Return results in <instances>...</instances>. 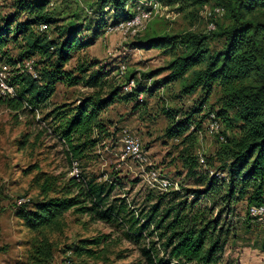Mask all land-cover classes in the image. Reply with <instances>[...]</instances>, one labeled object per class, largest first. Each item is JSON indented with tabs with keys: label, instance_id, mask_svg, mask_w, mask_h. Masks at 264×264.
Instances as JSON below:
<instances>
[{
	"label": "rangeland",
	"instance_id": "374dc122",
	"mask_svg": "<svg viewBox=\"0 0 264 264\" xmlns=\"http://www.w3.org/2000/svg\"><path fill=\"white\" fill-rule=\"evenodd\" d=\"M19 1L0 0V25L6 17L14 14H18L17 21L28 19L26 12H19ZM22 1L27 3L29 0ZM150 1L129 2L120 18L134 14L139 6L148 7ZM158 1L161 8L147 28L125 35L119 30H109V25L116 17L111 6L103 7L100 0H50L48 9L56 22L48 28V34L58 39V28L65 27L67 31V28L78 25L81 28L78 38L90 41L85 48L74 54L65 67L66 71L72 72L70 77L82 79L83 76L75 71L78 61H95L97 64L92 71H100L110 83L122 85L135 76L137 84L147 87L141 104L133 97L117 99L102 113L110 135L102 139L93 150H88V158L83 160L70 158L64 138L56 126L50 124L47 115L56 105L77 102L93 89L82 81L75 85L60 82L47 106L34 113L25 101L23 110L17 113L2 100L17 97L20 86L14 77L18 72L26 71L33 75L29 72L32 66L38 74V58L34 56L28 59L23 55L25 43L22 38L11 41L5 49V57L0 56V61L9 66L7 84L14 91V94L8 96L0 95V264H28L32 233L23 224L18 211L28 199L33 201L38 198L41 185L46 179L50 178L55 191L64 189L71 177L83 185L94 180L104 184L107 189L112 187L109 201L121 205L119 218L113 221L94 219L95 216L77 213L74 209L68 211L65 215L67 226L62 234L56 235L59 244L50 264H63L68 256L73 258L75 264H144L141 247L157 241V233L150 235L153 226L141 232L140 236L138 232L158 196L173 190L182 192L185 189L202 188L198 179L207 171L219 178L227 177L226 172L216 169L219 162H212L211 158L225 143V139L240 135V123L229 124L223 117L219 132L211 133L207 129L208 113L214 111L221 114L218 102L222 95L221 88L215 86L206 96L201 90L184 94L183 82L175 81L151 93L149 88L153 82L169 73L168 70H158L164 69L173 54L181 53L182 48L168 52L166 48H142L135 43L165 35H179L186 31L209 34L211 22L215 23L217 31L228 25L230 20L225 13L208 15L218 5L217 0ZM252 14L264 16L261 10ZM223 45L224 38L209 40L212 52L219 51ZM123 66L126 67L124 70ZM150 73H154L152 79L147 76ZM121 95L126 94L121 91ZM200 106L201 110L193 113ZM188 114H193L194 123L185 134L175 135L177 125ZM228 114L233 115L232 112ZM171 127L175 128L172 134L167 132ZM194 129L197 130L193 138L184 141ZM125 131L140 137L146 160L123 157L122 136ZM24 135L29 138L27 145L20 144ZM188 156H195L199 162V166L192 171L183 161ZM75 163L81 171L80 177L73 174ZM166 178L172 182L168 189L160 184V180ZM232 214L236 228L226 247L228 255L225 258L236 264L237 257L245 251L259 254L264 252V226L249 220L246 200L239 202ZM103 235L109 237L106 241V245L109 244L107 258H79L73 250L65 251L70 245L73 248L78 246L82 239ZM222 260L223 257L214 264H221Z\"/></svg>",
	"mask_w": 264,
	"mask_h": 264
},
{
	"label": "trees",
	"instance_id": "16d2710c",
	"mask_svg": "<svg viewBox=\"0 0 264 264\" xmlns=\"http://www.w3.org/2000/svg\"><path fill=\"white\" fill-rule=\"evenodd\" d=\"M100 1L103 7L111 6L116 17L109 27L136 13L120 18L129 2L135 0ZM217 1V6L224 7V13L230 20L228 25L217 31L216 28L209 34L186 31L135 43L142 48H166L168 52L182 48L181 53L173 54L164 69L158 70H168L169 73L153 82L149 88L151 93L175 81L183 82L184 94L201 90L206 96L215 86H219L222 90L218 99L221 114L210 111L207 119L214 113L221 122L225 117L229 124L240 123V135L225 139L211 158L212 162H219L216 169L226 172V178H219L207 171L198 179L202 188L182 192L173 190L158 196L138 232L140 236L141 232L153 226L150 235L157 233V241L141 247L144 264L217 263L223 257L236 228L232 214L236 205L245 200L248 209L252 205L264 204V16L252 14L256 10L264 13V0ZM18 4L19 12H26L29 17L17 21L18 14H14L2 21L0 56L5 57V49L11 41L22 38L25 43L23 55L28 59L36 56L40 69L37 70V77L26 71L18 72L14 77L20 86L17 97L6 98L2 102L18 113L23 110L26 101L35 113L49 104L58 83L66 81L75 85L82 81L93 91L77 102L56 105L47 118L64 138L72 160L88 158L87 151L93 150L110 135L102 113L117 99L133 97L141 104L147 87L137 84L135 76L122 85L112 84L100 71H92L97 64L95 61H78L75 71L83 77H70L72 72L66 71L65 67L77 51L90 43L78 38L81 28L78 25L67 28V31L65 27L58 28L59 38H52L48 28L56 21L48 9L50 0H29L27 3L20 0ZM42 25H47V29L41 30ZM217 37L224 38V45L219 51L212 52L209 40ZM88 72L91 73L86 77ZM153 74L147 76L152 79ZM132 79L136 81L135 86L131 91H124V86ZM121 91L126 95H121ZM200 110L201 106L193 113ZM229 112L233 115L230 116ZM192 120L193 114L182 119L175 135L189 131L194 123ZM174 130L171 127L167 132L172 134ZM196 130L190 132L184 141L193 138ZM23 139L20 144L27 145L28 135H24ZM183 161L190 171L199 166L195 156H188ZM111 191L112 187L107 189L104 184L94 180L83 185L75 177L68 180L64 189L55 191L50 178L46 179L38 198L33 201L28 199L18 211L23 224L32 233L28 264H50L53 261L59 244L56 235L65 231V215L71 209L77 213H89L95 216L94 219L103 221L118 219L121 205L109 201ZM108 238L103 235L82 239L75 249L70 245L65 251L73 250L79 258H107ZM158 244L160 248L156 247ZM67 258L73 260L71 256Z\"/></svg>",
	"mask_w": 264,
	"mask_h": 264
},
{
	"label": "built area",
	"instance_id": "2783aa9c",
	"mask_svg": "<svg viewBox=\"0 0 264 264\" xmlns=\"http://www.w3.org/2000/svg\"><path fill=\"white\" fill-rule=\"evenodd\" d=\"M161 4L158 0H151L148 7L139 6L135 15L127 20L121 21L115 26L109 27V30H119L125 35L135 34L147 28L148 23L152 18L159 12ZM224 7L216 6L213 8V11L208 13L209 16L222 15L224 13ZM47 25H42L41 30H45ZM215 23L211 22L209 29H215ZM126 67L123 66V70ZM9 66L0 61V95L8 96L14 94L12 88L7 84ZM29 72L33 74L34 77H37L38 74L33 71L32 66L29 67ZM136 81L134 79L130 80L125 86L124 91H131L135 86ZM207 129L209 132H219L221 130V121L216 117L214 113L208 118ZM122 145H123V157H131L133 159L146 160V157L143 152V144L139 136L125 131L122 136ZM73 174L80 177L81 171L75 163L73 167ZM160 184L164 189H168L172 182L169 179H161ZM248 214L254 222H260L264 226V204L252 205L248 209ZM63 264H75L71 258H66ZM191 264V263H184ZM264 264V263H263Z\"/></svg>",
	"mask_w": 264,
	"mask_h": 264
},
{
	"label": "crops",
	"instance_id": "0c3cea01",
	"mask_svg": "<svg viewBox=\"0 0 264 264\" xmlns=\"http://www.w3.org/2000/svg\"><path fill=\"white\" fill-rule=\"evenodd\" d=\"M228 255V252L225 251L223 256V262L221 264H232L226 260V256ZM238 256V255H237ZM236 264H263L264 263V252L262 253H255L250 251H245L243 255L240 257H237ZM234 264V263H233Z\"/></svg>",
	"mask_w": 264,
	"mask_h": 264
}]
</instances>
